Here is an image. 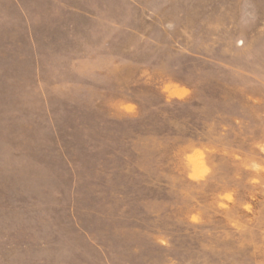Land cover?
<instances>
[{"label": "rangeland", "instance_id": "1", "mask_svg": "<svg viewBox=\"0 0 264 264\" xmlns=\"http://www.w3.org/2000/svg\"><path fill=\"white\" fill-rule=\"evenodd\" d=\"M0 264H264V0H0Z\"/></svg>", "mask_w": 264, "mask_h": 264}]
</instances>
